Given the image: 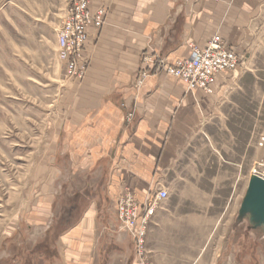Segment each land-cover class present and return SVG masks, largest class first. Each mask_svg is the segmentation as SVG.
<instances>
[{
    "label": "crops",
    "instance_id": "1",
    "mask_svg": "<svg viewBox=\"0 0 264 264\" xmlns=\"http://www.w3.org/2000/svg\"><path fill=\"white\" fill-rule=\"evenodd\" d=\"M101 8L105 22L89 30L84 78L66 76L62 85L61 121L52 120L58 146L30 216L22 218L31 245L13 264H138L118 201L132 194L142 212L161 190L169 198L149 224L151 264H264V237L247 232L245 223L236 226V218L168 213L177 188L189 190L184 200L190 206L200 204L201 172L184 167L186 150L203 129L208 133L235 110L243 91L236 84L249 71L264 0H91L92 12ZM216 35L239 56L240 66L217 76L213 95L190 92L162 70L161 63L189 59ZM257 156L263 173L264 150ZM254 173L234 190L236 215ZM187 174L188 183L182 178ZM228 232L235 241L224 248L217 240Z\"/></svg>",
    "mask_w": 264,
    "mask_h": 264
},
{
    "label": "rangeland",
    "instance_id": "2",
    "mask_svg": "<svg viewBox=\"0 0 264 264\" xmlns=\"http://www.w3.org/2000/svg\"><path fill=\"white\" fill-rule=\"evenodd\" d=\"M67 12L66 0H0V264L15 263L20 250L30 248L31 244L26 243L29 229L22 218L30 216L37 186L45 179L50 155L58 146L59 128L52 120L61 121L62 85L66 76L78 79L70 78L67 64L59 57L57 38ZM251 57L249 71L236 84L243 91L236 97L235 110L229 117L215 121L208 133L203 129L186 150L184 167L196 166L201 172L198 200L207 205L190 206L184 200L190 197L189 190L186 193L181 187L170 195L169 214H180L182 218H237L231 203L234 190L241 178L260 172V164L255 163L259 162V148L264 150V21ZM182 178L188 183L191 176ZM128 195L122 196L117 205L122 227L124 220L118 209ZM62 197L58 202L66 204ZM135 203L140 224L145 219L146 205L141 212ZM58 212L60 207L55 216ZM154 214L147 221L143 245L130 233L138 264H151L147 233ZM226 234L225 239L217 240L224 248L235 241L230 232Z\"/></svg>",
    "mask_w": 264,
    "mask_h": 264
},
{
    "label": "built area",
    "instance_id": "3",
    "mask_svg": "<svg viewBox=\"0 0 264 264\" xmlns=\"http://www.w3.org/2000/svg\"><path fill=\"white\" fill-rule=\"evenodd\" d=\"M68 3L67 16L58 33L59 57L67 64L70 78L82 79L85 76L87 62L83 58V50L90 38L91 28L100 29L105 22L106 10H90V0H66ZM162 64V70L181 80L190 92L202 90L208 95L214 94V85L218 75L236 70L240 61L238 56L224 44L221 36H214L205 48H194L192 56L179 60L175 64ZM142 77H146L143 74ZM131 115L128 121H132ZM264 169V165H262ZM264 177V172H255ZM169 194L159 191L146 204L145 219L137 221L138 207L133 196L128 195L118 209L120 218L124 220L123 227L128 230L139 245L144 244L145 229L148 219L154 214L160 202L167 200ZM137 224L141 227L136 231ZM135 230V231H134ZM141 264H144L143 262Z\"/></svg>",
    "mask_w": 264,
    "mask_h": 264
},
{
    "label": "water",
    "instance_id": "4",
    "mask_svg": "<svg viewBox=\"0 0 264 264\" xmlns=\"http://www.w3.org/2000/svg\"><path fill=\"white\" fill-rule=\"evenodd\" d=\"M245 223L247 232L264 237V177L252 174L241 202L236 226Z\"/></svg>",
    "mask_w": 264,
    "mask_h": 264
},
{
    "label": "bare ground",
    "instance_id": "5",
    "mask_svg": "<svg viewBox=\"0 0 264 264\" xmlns=\"http://www.w3.org/2000/svg\"><path fill=\"white\" fill-rule=\"evenodd\" d=\"M257 174V173H256ZM257 175H260V174H257ZM261 176V175H260ZM263 177V176H262Z\"/></svg>",
    "mask_w": 264,
    "mask_h": 264
}]
</instances>
